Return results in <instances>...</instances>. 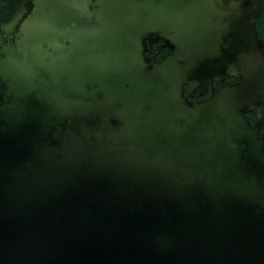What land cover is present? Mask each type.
<instances>
[{
  "label": "water",
  "instance_id": "water-1",
  "mask_svg": "<svg viewBox=\"0 0 264 264\" xmlns=\"http://www.w3.org/2000/svg\"><path fill=\"white\" fill-rule=\"evenodd\" d=\"M260 14L20 0L0 24V264H264Z\"/></svg>",
  "mask_w": 264,
  "mask_h": 264
},
{
  "label": "flooded vegetation",
  "instance_id": "flooded-vegetation-1",
  "mask_svg": "<svg viewBox=\"0 0 264 264\" xmlns=\"http://www.w3.org/2000/svg\"><path fill=\"white\" fill-rule=\"evenodd\" d=\"M19 2H20V0H0V24L2 22L9 20L13 16L16 9L19 7ZM259 28H261V24H259V21H258L256 24V31L258 34V38L262 41V43L264 45V42L258 33ZM156 45H157V53H156L154 59H155V61H160L168 53V51L163 46V42L161 40H158L156 42ZM163 52H165V54L163 55V57L161 59H159L160 55ZM151 54H152V51L145 53L146 56H150ZM223 79L226 83H229V84H235L238 81L237 79L231 78L228 76L224 77ZM219 86H220V84L218 82L214 81V82L208 83L204 87L203 86L198 87L192 92V94L190 95L188 100H191V97L193 95H195L196 99L199 102H202V101L208 99L209 96L211 95L212 91L217 89ZM261 99L264 100V96L261 97ZM245 117H246L247 121L252 126L260 124L259 131L264 135V116H263L262 120H259L257 118V111L251 110L250 112L246 113Z\"/></svg>",
  "mask_w": 264,
  "mask_h": 264
},
{
  "label": "trees",
  "instance_id": "trees-1",
  "mask_svg": "<svg viewBox=\"0 0 264 264\" xmlns=\"http://www.w3.org/2000/svg\"><path fill=\"white\" fill-rule=\"evenodd\" d=\"M226 2L229 0H225ZM251 3H253L254 5H257L259 7H261V14L259 17V24H261V28L258 29V33L261 37V39L264 42V0H249ZM165 54V52H163L159 59H161L163 57V55Z\"/></svg>",
  "mask_w": 264,
  "mask_h": 264
}]
</instances>
